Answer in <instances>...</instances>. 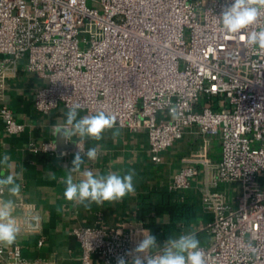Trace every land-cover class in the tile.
Wrapping results in <instances>:
<instances>
[{"label":"built area","instance_id":"1","mask_svg":"<svg viewBox=\"0 0 264 264\" xmlns=\"http://www.w3.org/2000/svg\"><path fill=\"white\" fill-rule=\"evenodd\" d=\"M205 2L0 0V101L6 79L23 62L24 71L45 80L34 94L39 113L73 103L87 114L107 110L116 126L147 135L153 162L186 129L217 135L219 161L210 163L206 150L199 151L168 190L189 189L203 166L210 186L201 190V206L209 219L199 231L208 237L201 245L207 264H264V51L246 47L244 33L222 31L218 16L231 0ZM0 118L8 134L24 132L6 105ZM29 147L58 154L52 141ZM220 184L239 186L233 203ZM71 236L80 264L92 257L116 264L140 241L118 228L80 226ZM56 263L25 257L16 244L6 252L0 246V264Z\"/></svg>","mask_w":264,"mask_h":264},{"label":"crops","instance_id":"2","mask_svg":"<svg viewBox=\"0 0 264 264\" xmlns=\"http://www.w3.org/2000/svg\"><path fill=\"white\" fill-rule=\"evenodd\" d=\"M22 66L23 62H20L17 75L6 79L0 105L9 107L15 121L24 124L25 130L21 134L10 135L5 131L0 118V153L8 150L15 161L24 196L21 205L35 204L42 217L39 232L26 230L15 243L25 257H52L56 259V264H80L81 251L77 241L71 236V230L80 226L132 231L140 240V230L148 229L160 245H163L169 235L178 236L194 230L201 244L206 243L207 236L199 230L209 219L201 206V190L210 186L208 171L198 165V175L191 179L189 189L176 192L177 195L170 192L168 186L172 177L188 165L186 161L203 149L206 150L210 163L219 161L221 150L217 135H200L196 129H186L182 139L161 154L159 163L151 159L145 133H131L118 126L106 130L100 141L85 138L81 142L79 137L65 141L56 137L53 125L63 124L68 109L59 104L49 113H39L34 107V94L38 87L45 84V80L24 71ZM79 115L88 114L79 111ZM115 130L119 131V135L113 137ZM46 141L55 144L57 155L31 151L30 143L40 145ZM76 143H81L85 151L93 146L99 149L98 158L94 161L86 160L82 170L88 168L101 174L113 171L121 175L134 170L135 194L118 202L93 204L90 209L67 202L63 197L65 186L60 180L66 175V169L72 167ZM50 172H56L55 180L48 178ZM73 176L76 180L80 178L78 173ZM217 189L226 190L227 199L234 202L233 197L228 195V187L225 189L220 184ZM180 194L184 195V202L194 206L195 217L178 221L172 220L168 211H157L160 204L183 202L179 199ZM4 198H7L6 193ZM41 237L44 241L38 246ZM12 246H3L4 252ZM91 264H101L100 259L92 257Z\"/></svg>","mask_w":264,"mask_h":264},{"label":"clouds","instance_id":"3","mask_svg":"<svg viewBox=\"0 0 264 264\" xmlns=\"http://www.w3.org/2000/svg\"><path fill=\"white\" fill-rule=\"evenodd\" d=\"M262 16L264 0H231L218 19L222 31L232 35L244 33L246 47L264 51V26H260ZM80 109L79 103H73L65 113L63 124L53 125L56 137L65 141H72L73 137H79L81 142L85 138L100 141L106 130L116 128V116L107 110L101 109L94 114L80 116ZM172 114L175 116L174 112ZM118 135V130L113 131V137ZM76 146L79 151L74 155L72 167L66 169V175L60 180L65 186L63 197L67 202L90 209L93 204L118 202L135 194L134 170L123 175L113 171L101 174L88 168L82 170L86 160L94 161L98 158L99 149L93 146L85 151L81 144L76 143ZM74 173L79 174L78 180L74 179ZM48 178L55 180L56 172H50ZM5 193L7 198H4ZM23 201L20 175L16 172L13 157L5 149L0 153V246L14 245L26 230H40L42 217L35 204L23 203L21 207ZM139 234L142 239L134 249L125 253L131 259L120 256L116 264H207L206 251L201 247V241L194 230L178 236L169 235L163 245L157 243L156 237L148 229H141ZM246 247L255 251L251 243Z\"/></svg>","mask_w":264,"mask_h":264},{"label":"trees","instance_id":"4","mask_svg":"<svg viewBox=\"0 0 264 264\" xmlns=\"http://www.w3.org/2000/svg\"><path fill=\"white\" fill-rule=\"evenodd\" d=\"M176 194V192H174ZM177 195V194H176ZM180 200H185L183 194L179 195ZM157 211H168L172 220H190L191 218L195 217V210L194 206L189 204L188 202H172V203H163L157 206Z\"/></svg>","mask_w":264,"mask_h":264},{"label":"rangeland","instance_id":"5","mask_svg":"<svg viewBox=\"0 0 264 264\" xmlns=\"http://www.w3.org/2000/svg\"><path fill=\"white\" fill-rule=\"evenodd\" d=\"M206 2H205V0H204V4H205ZM223 185V187H225V189H227V187L229 188V190H228V195L229 196H232L233 197V201L235 200V196H236V194H239L240 193V188H239V186H234V185H230V184H228V185H225V184H221V186ZM207 240H208V237H206V239H205V241L207 242ZM202 245V244H201Z\"/></svg>","mask_w":264,"mask_h":264},{"label":"water","instance_id":"6","mask_svg":"<svg viewBox=\"0 0 264 264\" xmlns=\"http://www.w3.org/2000/svg\"><path fill=\"white\" fill-rule=\"evenodd\" d=\"M70 147V146H69Z\"/></svg>","mask_w":264,"mask_h":264}]
</instances>
